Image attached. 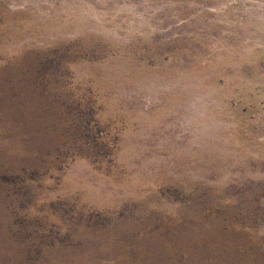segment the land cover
Instances as JSON below:
<instances>
[{"label":"rangeland","instance_id":"obj_1","mask_svg":"<svg viewBox=\"0 0 264 264\" xmlns=\"http://www.w3.org/2000/svg\"><path fill=\"white\" fill-rule=\"evenodd\" d=\"M0 264H264V0H0Z\"/></svg>","mask_w":264,"mask_h":264}]
</instances>
